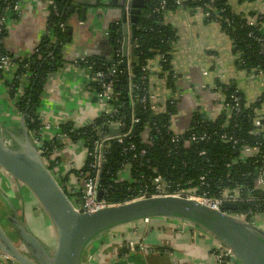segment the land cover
<instances>
[{"label": "trees", "instance_id": "trees-1", "mask_svg": "<svg viewBox=\"0 0 264 264\" xmlns=\"http://www.w3.org/2000/svg\"><path fill=\"white\" fill-rule=\"evenodd\" d=\"M47 1L46 29L49 33L42 35L31 52L23 55L10 52L4 48L3 41L0 42V53L6 55L14 67L11 78H7L6 73L0 70V81L13 110L19 116L24 115L27 128L35 138L41 134L43 127L38 112L47 80L51 74L74 61L66 59L63 53L65 45L71 39L70 21L72 18L83 20L82 6H74L82 0ZM176 1L144 0V6L137 15L133 39L132 77L127 78L124 69L117 63L119 56L116 54L115 46L116 39L120 38L117 32L118 23H114L113 28L110 27L107 31L106 37L112 48L108 57L93 54L75 59L82 67L91 65L92 76L96 71H102L105 79L112 80L114 94L110 103L117 109L112 119H122L126 125L122 131L129 129L130 132L129 137H125L122 144L112 140L107 146L99 178L100 186L106 189L104 197L110 202H124L136 195L137 183L116 179V172L121 168L124 159L131 158L130 153L124 154L123 148L133 143L136 151L145 149L146 153L141 164L131 161L132 177L141 173L151 176L160 175L178 184L179 187L180 184L187 187L199 186V176L205 175L210 185L208 190L212 195L224 188L236 186L242 188L241 199L236 203L235 212L252 211L253 214L258 211L264 214V191L254 186V173L264 165V130L257 131L258 126L253 121L255 110L264 103V89L255 101L248 104L243 94L233 85L217 83L223 90L225 100H229L232 93L240 96L239 113L231 117L220 113L214 118H208L195 112L190 120V128L193 129L182 132L176 144L171 143L174 131L170 127V118L176 110L174 101L173 103L168 101L164 110L160 111L149 109V102L145 107L139 102L148 88L149 72L147 69L143 70L142 66L147 67L149 60L162 57L159 60L161 70L168 74V83L173 80L170 61L175 30L164 22L163 16L178 7L199 8L204 13L210 4V0H183L181 5ZM245 1L254 0H240L238 3ZM90 3L96 8L103 5L111 6L110 0L107 4L103 0H90ZM53 4L55 10L52 9ZM161 4L164 5L163 8H160ZM157 7L160 8L159 11H155ZM211 7H215V11H211L205 19L218 23L228 38L233 40V53L238 54L235 60L236 67L246 71L259 69L264 74V46L258 41V38H262L264 43V13L257 11L244 13L238 9L232 11L230 0H213ZM248 17H253L254 21L250 23ZM60 22L65 24V29L62 31H59ZM4 33L0 34V38H3ZM113 67L116 69L115 73H111ZM145 75L146 78L143 79ZM88 86L92 91H99L96 82L92 81ZM134 117L138 118V122H131ZM103 121H106V116L95 119L97 124ZM59 129L70 140H81L88 148H92L93 141L100 137L88 125L75 127L72 121L61 123ZM193 131L205 132L207 139L194 141L185 146V139ZM144 132L148 133L149 141L143 140ZM223 134L232 136L236 139V143L224 141L221 138ZM244 145H257L259 150L255 156L240 157ZM60 146L58 138L45 139L42 144L44 150L42 156L46 159L48 168L59 174L58 181L72 198L71 190L66 185L69 173L64 171L67 157L63 154H54V150ZM200 151H204V154L198 155ZM83 170L88 169L84 167ZM74 173L77 175L76 171ZM200 190L199 188L198 191ZM250 194L256 200H247ZM212 252L217 253V251Z\"/></svg>", "mask_w": 264, "mask_h": 264}, {"label": "crops", "instance_id": "crops-1", "mask_svg": "<svg viewBox=\"0 0 264 264\" xmlns=\"http://www.w3.org/2000/svg\"><path fill=\"white\" fill-rule=\"evenodd\" d=\"M84 1L78 3L85 8V18L81 21L71 19V39L63 49L64 57L72 61L93 54L108 57L112 49L105 32L116 23L120 14L119 8L112 5L96 8L91 6L90 0L88 5L83 4ZM235 8L244 13H264V0L237 3ZM47 12L46 0H22L20 12L12 17L3 35L4 48L22 55L33 50L46 32ZM163 20L175 30L170 65L179 78L168 83L159 57L148 61L147 70L152 101L159 111L164 110L168 101L175 103L176 110L170 118L173 131L184 132L195 112L208 118L218 115L222 95L212 89L217 83L233 85L248 104L262 93L264 76L236 67L237 56L230 39L218 23L205 19L201 9L178 7L166 12ZM201 68L208 71L207 75H202ZM86 82L84 70L73 62L51 74L44 86L38 112L42 120L55 123L69 120L77 125L90 120L101 105L95 97L80 91ZM258 115L264 130V103L258 109ZM18 117L0 81V118L8 122ZM52 133V130H42L46 137ZM0 186L14 205L17 204L19 214L23 209L25 224L52 245L54 237L45 213L41 211L36 216L34 208L38 204L29 203L30 194L21 189L24 196L20 195L16 185L1 170ZM37 217L48 225V230L43 227L44 230L37 232L38 223L34 221ZM259 221L263 225L264 218L259 217ZM216 244L209 233L189 223L154 218L149 223L138 221L103 234L88 245L82 261L83 264H218L212 252ZM0 264L17 263L0 253Z\"/></svg>", "mask_w": 264, "mask_h": 264}, {"label": "water", "instance_id": "water-1", "mask_svg": "<svg viewBox=\"0 0 264 264\" xmlns=\"http://www.w3.org/2000/svg\"><path fill=\"white\" fill-rule=\"evenodd\" d=\"M110 2L120 10L116 22L123 41L120 66L125 68L128 54L133 62L137 15L144 0H131L129 13L123 10L125 0ZM84 3L88 5L89 1ZM79 5L74 4L75 7ZM85 14L83 8L82 19ZM109 133L118 134L119 130L110 127ZM0 170L16 185L20 195L21 189L26 190L41 207L54 237L52 245L40 239L25 224L23 209L19 214L13 200L0 186V216L13 233L10 235L0 222V253L17 264H83L85 249L94 240L144 218L184 221L209 233L239 264H264V229L254 218L245 221L231 215L229 211L237 208L235 203H225L216 210L185 197L164 195L135 199L92 212L80 211L58 181L59 175L46 165L24 115L8 122L0 118ZM100 196L98 192L97 197Z\"/></svg>", "mask_w": 264, "mask_h": 264}, {"label": "built area", "instance_id": "built-area-1", "mask_svg": "<svg viewBox=\"0 0 264 264\" xmlns=\"http://www.w3.org/2000/svg\"><path fill=\"white\" fill-rule=\"evenodd\" d=\"M104 1V0H103ZM108 2V0H106ZM183 0H177L176 2L181 5ZM240 0H230L232 11H235L236 4ZM263 1V0H258ZM105 2V1H104ZM21 3L22 0H1L0 1V34L6 31L7 27L10 24V21L13 16H17L18 13L21 10ZM46 3L48 5V1L46 0ZM213 3V0H210V4L208 5L207 11L203 13L204 17L211 14V11H215V7H211V4ZM163 4L160 5V8H163ZM131 8V0H125L123 10L129 13V10ZM157 7L155 11H159L160 9ZM52 9H56L55 5L53 4ZM48 11V7H47ZM48 14V12H47ZM250 23L254 21L253 17H248ZM82 23V22H80ZM117 23V22H116ZM59 31H62L65 29V24L60 22L58 24ZM45 33H49L48 29H45ZM44 33V34H45ZM108 32H105V35H107ZM54 37V36H53ZM52 37V38H53ZM54 40V39H53ZM262 38H258V41H260L261 45L264 46V43L262 42ZM3 41V38H0V42ZM230 42L232 43V46L234 45L233 40L230 39ZM122 39H116V46L115 51L117 56H119V59L117 60L118 65L120 66V63L123 61V54H122ZM32 51V50H31ZM30 51V52H31ZM238 56V54H236ZM159 59L162 58L158 56ZM87 63V62H85ZM73 64L82 68L84 70V76L85 79H87L86 84L84 83L83 87L80 88V91L88 96L95 97L100 105L101 108L99 111L88 121L80 124H74L75 127H81L88 125L93 131L96 132L97 135L100 137L95 139L93 141L92 148H88L84 146V143L81 140L78 141H72L69 138L66 137L64 133L60 132L59 125L61 123H64L66 121H62L59 123L55 122H49V121H43L40 117L43 127L41 128L40 135L35 138V142L39 147V150L41 154H43L44 150L42 149V144L45 139H52V138H58V140L61 143V146L59 148H56L54 150V154H63L66 155V163L64 166V171L69 173V179L67 182V186L71 190V195L73 197L71 198L76 205V207L83 212H92L96 211L101 208L109 207L112 205H117L120 203H125L131 200L145 198V197H155V196H164V195H173V196H180L185 197L191 200L198 201L204 205H207L211 207L212 209L220 210L222 206L225 203H237L241 199V187H231V188H224L218 193L212 195L210 194L208 188H209V182L207 181V177L205 175L199 176V186H187L184 187L180 184V187L178 184H174L160 175H146L144 173L138 174L135 177H132L130 174V168L132 167L131 161L139 162L140 164L143 162V157L146 153L145 149H140L136 151L135 145L133 143L129 144L128 146L123 148V152L125 155L127 153H130L131 158L129 159L126 157L121 165V168L116 172V179L117 180H123L127 181L128 183H137L138 189L136 191V195L124 202H110L104 197L105 188L100 186L99 178L100 174L102 172L103 164L105 161V153L107 146L110 141L115 140L117 143L122 144L124 142L125 137H129V129L122 131L125 129L126 125L125 122L122 119H112V116L116 113L117 109L113 107V105L110 103L112 97H113V82L112 80L105 79V75L102 71H96L94 76L91 75L92 66L86 65V66H80L77 63V60L73 61ZM121 67V66H120ZM123 68V67H121ZM124 72L127 74V78L132 77L133 73L131 71V61L129 58V54L127 56V62L126 67L123 68ZM142 69L146 71L147 67L142 66ZM0 70L6 73L7 78H11L14 73V67L11 63V60L4 54L0 53ZM246 71V70H245ZM251 71H255L259 75L264 76L263 72L259 69H252ZM116 69L113 67L111 69V73H115ZM202 75H207L208 71L205 68H201ZM168 74L166 73V76ZM143 79L146 78V75L142 77ZM171 78L173 80L179 78V74L172 71ZM167 79V77H166ZM96 82V84L99 87V91H92L90 87L88 86L90 82ZM226 84V83H224ZM146 93H144L141 98L139 99V102L143 104L145 107L146 103L149 102V109L153 111H159L158 106L152 101V94L150 90V85L148 82ZM212 89L214 91L219 92L222 95V101L220 105V109L218 114L223 113L226 117H231L232 115H237L241 108V98L236 93H232L229 96V100H225V95L223 93L222 88L220 85H213ZM170 103H173V100H170ZM19 115V114H18ZM100 116H106V121H103L101 123H95V119ZM69 121V120H67ZM254 123L258 126L257 131H262V120H260L258 115V109L255 110L254 117H253ZM132 123L138 122V118H132ZM116 128L119 130L118 134H110L109 128ZM52 130L53 133L46 137L43 136L42 130ZM193 128H190V125L187 127L185 131L192 130ZM182 133V132H181ZM180 132L174 131V134L171 138V143L176 144V141L180 137ZM221 138L224 141H232L233 143H236V139H234L232 136H227L226 134L221 135ZM204 139H207V134L205 132L202 133H195L194 131L190 133L189 137L185 139L186 143L185 146H188L191 142L194 141H202ZM143 140L149 141V135L147 132L143 133ZM79 147L81 149V159H80V165L77 167V159L73 155V148ZM259 147L257 145L249 146L244 145L241 149L240 157H251L255 156L258 152ZM204 154V151H200L198 155ZM43 157V156H42ZM46 165L47 161L43 157ZM86 167L88 170L84 171L83 168ZM76 171L77 175L75 174L74 180H72V172ZM58 174V173H57ZM59 175V174H58ZM254 186L257 189H260L261 191H264V165L262 167H259L258 170L254 173ZM62 185V184H61ZM199 188L201 189L200 192L198 191ZM101 192V196L98 198L97 193ZM247 200H256L251 197V194L247 196ZM264 200V199H263ZM229 213L235 217H238L239 219H243L245 221H250L251 218L255 219V223L261 225L259 223V217L264 218V214L260 212H254L252 214V211L248 212H235V211H229ZM151 221L150 218H144V223H149ZM217 242V241H216ZM214 255L218 261V263L222 264H239L236 258L233 256V254L220 245L218 242L216 246L213 248ZM5 256V255H4ZM6 257V256H5ZM8 258V257H6ZM222 258V259H221ZM222 261V262H221Z\"/></svg>", "mask_w": 264, "mask_h": 264}, {"label": "rangeland", "instance_id": "rangeland-1", "mask_svg": "<svg viewBox=\"0 0 264 264\" xmlns=\"http://www.w3.org/2000/svg\"><path fill=\"white\" fill-rule=\"evenodd\" d=\"M116 9H118L119 7H115ZM73 155L76 157V159H77V163H76V165H77V167H79V165H80V159H81V157H82V155H81V149L79 148V147H74L73 148ZM72 174V180H74V177H75V173H74V171L71 173ZM29 203L30 204H33V205H35L36 204V202H35V200L33 199V198H30L29 200ZM34 209H36V212H35V214H36V216H39L38 215V212L40 213L41 211H42V209H41V207L39 206V205H37V207L35 206V208ZM38 209V210H37ZM30 213H32L31 211H30ZM29 213V214H30ZM41 219H40V217H37V218H35V222H37L38 224V227H37V225H36V229H38L37 230V232L39 233V231L41 232V230L43 229V227L45 228V230H48V225H46V224H44V223H42L41 221H40ZM259 221V220H258ZM0 222H2L1 224H2V226L6 229V227H5V225H4V222L3 221H1L0 220ZM260 222V221H259ZM263 225H262V228L264 229V222L262 223ZM44 230V229H43Z\"/></svg>", "mask_w": 264, "mask_h": 264}, {"label": "flooded vegetation", "instance_id": "flooded-vegetation-1", "mask_svg": "<svg viewBox=\"0 0 264 264\" xmlns=\"http://www.w3.org/2000/svg\"><path fill=\"white\" fill-rule=\"evenodd\" d=\"M21 195L24 196V193H22ZM15 206L17 207V204H16ZM1 218H2V217L0 216V220L2 221ZM1 223H2V222H1ZM5 223H6V222H5ZM5 223H4V225H5V227H6L7 232H8L10 235H13V233H12V231H11L9 225H7V224H5Z\"/></svg>", "mask_w": 264, "mask_h": 264}]
</instances>
